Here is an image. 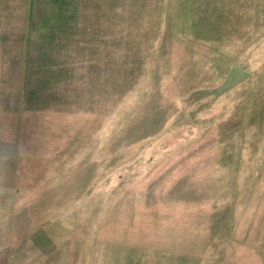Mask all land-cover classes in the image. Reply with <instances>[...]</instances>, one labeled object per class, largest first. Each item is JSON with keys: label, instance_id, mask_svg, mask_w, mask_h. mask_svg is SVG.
I'll use <instances>...</instances> for the list:
<instances>
[{"label": "rangeland", "instance_id": "374dc122", "mask_svg": "<svg viewBox=\"0 0 264 264\" xmlns=\"http://www.w3.org/2000/svg\"><path fill=\"white\" fill-rule=\"evenodd\" d=\"M0 264H264V0H0Z\"/></svg>", "mask_w": 264, "mask_h": 264}, {"label": "trees", "instance_id": "16d2710c", "mask_svg": "<svg viewBox=\"0 0 264 264\" xmlns=\"http://www.w3.org/2000/svg\"><path fill=\"white\" fill-rule=\"evenodd\" d=\"M53 2L56 3V0H53ZM124 24H125V23H124ZM127 25H128V24H127ZM32 65H33V63H31V66H32ZM31 79H32V76H31V78H28V77H27V81H28V82H31Z\"/></svg>", "mask_w": 264, "mask_h": 264}]
</instances>
